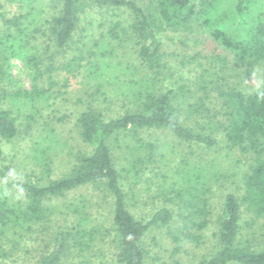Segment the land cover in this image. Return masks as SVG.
<instances>
[{"label":"trees","instance_id":"obj_1","mask_svg":"<svg viewBox=\"0 0 264 264\" xmlns=\"http://www.w3.org/2000/svg\"><path fill=\"white\" fill-rule=\"evenodd\" d=\"M12 7L15 11L9 14L7 9ZM118 10L127 11L133 22L128 26L118 20L112 22L108 36L131 40L141 70L153 80L161 77L165 70L158 31L161 28L173 32L191 30L198 21L212 40L232 54L236 66H256L264 61V0H0V22L10 45L8 51L11 56L19 55L25 65L31 66L34 83L31 91L10 90L4 84L9 80V71L4 65L6 59H3L0 64V105L9 100L34 103L47 94V90L37 87L43 72L40 64L26 51L30 41L44 38L55 51H67L79 34L87 38L81 25L90 20L91 15ZM91 22L95 20L87 24ZM14 43L17 45H12ZM87 49L82 53L86 51L89 57L97 56L93 53L94 48ZM106 55L101 54L103 58ZM85 59L80 57L77 62ZM98 65L99 70L109 66L105 62H98ZM68 67L66 64L65 69ZM200 89L203 93L207 91L206 88ZM157 93L154 86H150L148 92H135L131 109L123 108L116 117L107 118L95 108L80 113L77 119L79 136L89 146V154L78 156L70 174L59 179H41L36 184L17 182L15 186L22 200L13 201L10 196L0 198V235L5 229L16 230L17 234H21L18 231L30 232L33 226L47 222L55 213H61L67 220L70 217L67 212L72 207H75L74 214L80 208L73 204L59 205V201L71 192L90 188L102 199L110 200L112 244L118 255V264H148L143 239L152 229H166L174 252L179 253L182 241L200 239L186 226L201 230L206 225L207 205L200 198L201 194L207 193L206 184L197 180L198 170L188 164L177 168L165 194L162 191L167 205L155 210L146 220L135 218L128 203L136 194L125 180L131 173L138 176L142 165L156 163L159 153L157 146L138 139V133L165 129L179 141L207 150L217 145L216 136L221 135L230 149L252 153L254 158L243 177L241 199L231 194L225 198L217 251L204 264H264V249L256 251L238 241L242 205L247 212L264 220V89L248 95L235 88L216 89L213 113L200 98L191 100L189 90L184 94L187 98L183 104L178 102L175 89ZM191 118L197 121L199 132L185 124ZM125 134L131 140L136 139L135 148L140 149L128 145L130 159L123 161H130L119 168L114 154L123 145V139L119 137ZM17 136L15 115L0 106V139L11 141ZM44 155L41 157L47 159ZM50 165V161L44 164L47 175L51 172ZM52 201L56 204L49 206ZM85 202L82 200V204ZM174 211L184 224L182 228H173ZM81 215L54 235L51 247L39 256L36 264H60L70 250L80 258L94 252L97 243L103 242L100 239L103 238L102 226L95 225L92 220L87 222ZM198 219L202 220L198 222Z\"/></svg>","mask_w":264,"mask_h":264},{"label":"rangeland","instance_id":"obj_2","mask_svg":"<svg viewBox=\"0 0 264 264\" xmlns=\"http://www.w3.org/2000/svg\"><path fill=\"white\" fill-rule=\"evenodd\" d=\"M14 11V7L7 9L9 14ZM101 13L91 15V19L81 25L87 38L79 34L67 51H55L44 38L28 44L26 51L40 64L43 72L37 87L47 90V94L34 103L9 100L0 105L15 115L18 125L15 139H0V198L10 196L13 201L22 200L15 186L19 181L36 184L41 179L56 180L70 174L75 159L90 152L89 146L80 138L77 126L80 113L88 108L99 110L107 118L116 117L123 108L131 109L130 102L135 92H148L150 86H154L160 94L175 89L180 104L187 98L184 94L189 90L191 100L200 98L213 113L216 89L235 88L245 95L264 89V61L256 66H236L232 54L212 40L207 30L200 27L199 21L187 31L173 32L165 28L158 31L165 70L161 77L153 80L152 76L141 70L136 47L131 40L123 36H120L121 39L108 36L112 22L118 20L123 26L130 25L133 22L130 14L124 10ZM92 20L95 22L87 24ZM87 47H91L89 51L94 48L93 53L97 56L89 57L86 51L82 53ZM9 48L0 22V64L6 59L4 65L9 71V80L4 84L13 91H31L34 84L31 66L25 65L19 55L11 56ZM101 54L107 55L103 58ZM80 57L86 59L78 63ZM98 62H105L109 66L99 70ZM66 64L69 65L67 69ZM200 88L207 91L203 93L199 91ZM185 124L200 131L197 121L192 118ZM120 138L123 145L114 155L117 166L122 168L130 161H123L129 158L127 146L140 148H135L136 139L131 140L126 134ZM138 139L157 146L159 153L156 163L142 165L138 176L131 173L125 180L136 194L128 203V209L135 218L146 220L155 210L167 205L164 194L174 176L173 172L184 165L198 170L197 180L206 184L204 189L207 190L206 194L200 195L207 205L206 225L201 230L186 226L200 239H185L180 245L182 250L175 253L166 229H152L143 239L147 263L204 264L217 251L225 198L231 194L241 199L243 177L253 163L254 154L230 149L221 135L216 136L217 145L209 150L185 144L165 129L142 131L138 133ZM43 153L47 159L41 157ZM49 161L51 172L47 175L44 164ZM102 198L90 188H82L59 201V205L73 204L80 208L75 214L72 212L75 207L67 212L70 220H65L61 213H55L47 222L33 226L30 232L18 231L21 234H17L16 230L5 229L0 235V264H36L39 256L51 247L54 235L61 228L73 224L80 214L87 222L92 220L95 225L102 226L103 238L100 239L103 242L97 243L94 252L85 258H80L74 250L67 251L60 264H118V255L112 244L111 203L109 199ZM82 200L86 202L82 204ZM52 204L56 202L52 201L49 206ZM61 212L66 214V211ZM201 220L198 219V222ZM183 226L177 211H174L173 228ZM239 227V242L256 251L264 249V220L247 212L243 205Z\"/></svg>","mask_w":264,"mask_h":264},{"label":"clouds","instance_id":"obj_3","mask_svg":"<svg viewBox=\"0 0 264 264\" xmlns=\"http://www.w3.org/2000/svg\"><path fill=\"white\" fill-rule=\"evenodd\" d=\"M23 191V189H21V192Z\"/></svg>","mask_w":264,"mask_h":264}]
</instances>
